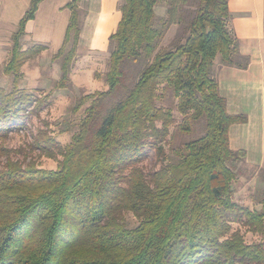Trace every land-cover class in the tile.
Returning a JSON list of instances; mask_svg holds the SVG:
<instances>
[{"label": "trees", "instance_id": "1", "mask_svg": "<svg viewBox=\"0 0 264 264\" xmlns=\"http://www.w3.org/2000/svg\"><path fill=\"white\" fill-rule=\"evenodd\" d=\"M42 1H30L12 34L4 73L16 79L46 49L22 44ZM163 1L168 17L158 25L156 7ZM229 1L197 0L185 19L188 0H122V18L110 35L108 89L79 99L75 111L90 103L65 146L44 129L23 147L8 145L48 95L0 87V264H264V188L260 210L234 200L235 168L247 154L231 148L229 130L247 116L228 112L213 70L218 56L227 66L249 62L229 26ZM81 2L65 6L69 23L53 57L62 60L59 87L77 56ZM175 24L183 34L158 50ZM131 63L142 66L126 84ZM169 91L174 107L159 104ZM198 125L199 135L167 151L173 126L192 136ZM148 150L158 166L147 170ZM36 151L57 167L28 160ZM127 213L139 220L136 226L128 225ZM235 223L262 239L247 242Z\"/></svg>", "mask_w": 264, "mask_h": 264}, {"label": "rangeland", "instance_id": "2", "mask_svg": "<svg viewBox=\"0 0 264 264\" xmlns=\"http://www.w3.org/2000/svg\"><path fill=\"white\" fill-rule=\"evenodd\" d=\"M120 4L122 0L119 1ZM197 0H188V3L183 6L182 13L185 19H190L193 15L192 11L195 9ZM83 3V2H82ZM80 5V15L82 27L85 28V38L81 47L77 51V56L72 63L70 70V78L66 82L65 87H59V81L61 80V59L54 60L53 57L57 52L59 46L50 37L46 46V49L42 51L38 56L27 61L21 70V75L18 79L14 75H8L4 73V67L8 62L12 48V33L17 28V22L13 19L16 11V6L11 8L10 19L6 21V26H0V87L7 90L12 89L15 85L19 88L26 89L34 93L38 97H46L48 95L47 102L39 110L38 114H31L27 120L26 128L13 132L7 140L8 145L13 148L23 147L25 144L31 143L33 136L39 129L47 130L51 135L55 136L57 142L65 146L68 144L73 134L78 130V124L84 116V111L88 107L90 101L86 103L77 111L75 107L79 99L95 91H104L108 89L106 83V73L109 70V59L114 44L108 38L102 49H93L90 45L91 38V22L90 17H87L88 4L86 1ZM121 12V11H120ZM192 12V14H191ZM168 17L167 3L163 1L156 7V23L159 25ZM44 25V24H42ZM84 25V26H83ZM183 28L180 25H172L165 33L159 43V49L171 48L173 42L181 37L183 34ZM53 40V41H51ZM36 42L29 37L22 39L23 48H29ZM220 57L216 59L218 61ZM142 66V63H131L128 67V79L126 84L132 81L133 75H135L138 69ZM137 75V74H136ZM125 92L123 88L118 97ZM118 97H114L112 101H115ZM160 105L174 107L176 104V98L171 91L166 94L163 101L159 102ZM177 123L180 122L181 116L175 110L174 111ZM202 132V126L195 127L192 136L183 134L178 131L176 126L171 128V136L165 143V147L169 152L171 147H175L180 143L189 140L193 136H197ZM36 158L37 163L44 168H56L58 161L52 158H48L41 155L40 151L33 152L29 156ZM253 165H259L264 156L260 150L256 149L252 151L250 155ZM248 158L240 162L236 170V179L233 182L234 188V200L249 208L250 210L261 209L262 190L264 188V164L262 166H253L248 162ZM142 166L145 169H152L158 166L156 154L154 150H148ZM129 226L134 227L139 223V220L132 214L127 213L125 216ZM240 229L247 242H257L262 239L259 234L248 231L239 223L233 225V230Z\"/></svg>", "mask_w": 264, "mask_h": 264}, {"label": "crops", "instance_id": "3", "mask_svg": "<svg viewBox=\"0 0 264 264\" xmlns=\"http://www.w3.org/2000/svg\"><path fill=\"white\" fill-rule=\"evenodd\" d=\"M30 1L0 0V26L9 27L6 21L10 19L11 8L16 6L13 20L18 27ZM69 1L43 0L34 19L26 25L25 37L29 35L36 43L47 44L48 39L54 36L59 45L58 52L69 23L70 10L65 7ZM85 1L88 4L87 17H90L92 25L91 38L87 40L93 49H102L122 18L120 0H82L83 3ZM229 9V26L237 38L241 55L247 56L249 62L246 68H238L218 60L213 68L214 77L219 83L220 93L227 100L228 112L247 116V122L231 125L229 140L232 149L246 151L248 162L253 165L255 163L250 159L252 151L258 149L264 156V0H230ZM85 35L82 27L78 50ZM263 164L264 159L253 166Z\"/></svg>", "mask_w": 264, "mask_h": 264}]
</instances>
